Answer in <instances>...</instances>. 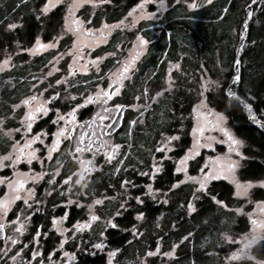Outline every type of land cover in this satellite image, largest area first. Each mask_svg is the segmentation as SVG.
<instances>
[{"label":"trees","instance_id":"trees-1","mask_svg":"<svg viewBox=\"0 0 264 264\" xmlns=\"http://www.w3.org/2000/svg\"><path fill=\"white\" fill-rule=\"evenodd\" d=\"M139 1L112 0L110 4L104 5L102 11L94 13V25L99 26L103 19L107 22L120 20ZM251 1L214 0L198 10H189L184 5L179 7L177 4L178 6L173 7L165 16L163 26L156 27L161 29L162 34H156L149 27L143 32L144 27L149 25H146L147 22L140 23L137 29L152 40L150 46L162 41L159 51L162 53L167 50L169 58L159 63L160 53L156 52L154 59L145 53L147 56L144 66L148 72L140 76L139 86H147L151 90L164 88L168 76L167 65L177 60H181L182 64L180 71L173 72V91L166 92L151 106L146 113V124L129 136L132 151L125 160L126 165L134 164L138 157L148 163V153L161 137V133H173L179 125L180 115L191 111L196 101L191 78L196 69H205L212 76L222 75L231 80L241 39L240 32L244 29L247 17L246 7ZM262 1L261 6L254 7V17L248 24L246 40L240 51L241 75L233 90L252 106L255 116L264 121V0ZM44 2L45 0H0V52L5 49L14 52L17 48L28 47L40 33L45 40L53 37L62 22L64 8L59 6L47 17L37 19L39 7ZM175 9L177 11L174 13ZM88 17V13H85V18ZM18 21L21 24L16 29L7 28L9 23ZM167 31L170 32L168 36ZM135 34H130L129 39ZM122 40L118 32L104 49L114 50L115 45ZM24 41L26 46L20 44ZM50 54L33 58L25 52L16 55V60L21 65L9 75V80L13 81L12 85H4L0 93V116L11 114V104L20 101L27 93L30 86L28 79L44 69ZM209 101L227 115L235 133L244 141L243 165L238 170L240 180H264L263 129L249 119L240 102L229 99L225 89L220 95L210 94ZM189 142L190 137L185 134L175 154H182ZM199 164L197 163L191 172H196ZM114 171L105 178L109 193L114 190L108 186L109 183L119 189L123 178L119 172L114 174ZM179 180L180 174L174 172V163L166 161L164 169L153 180L147 176H138L136 182H152L156 189L167 190ZM208 189L209 194L201 195L192 213H189L187 208L193 193L191 183L178 186L174 193L172 192L169 204H157L144 198V204L137 206V210L143 212L144 217L139 223L142 232L136 237L132 234V228L137 223L135 211L130 208L123 212L122 216L116 218L117 227H109L107 230L110 246L119 249L115 264H226L221 257L228 249L219 248L218 245L221 242V232L232 228V233L246 232L249 227L248 219L245 215L235 216L232 210L220 207L210 199L211 195H215L217 200L223 201L224 206L230 209L241 206L243 199L234 195L235 189L231 182L224 178L213 180ZM142 190L141 187L133 189L139 195L143 193ZM252 198L264 200V188H255ZM160 238L163 244L161 251L165 253L175 244V254L171 257L159 254L145 256L146 252L156 248ZM215 251H218L219 255H214ZM250 252L255 259L264 260V240L260 239L253 244ZM104 256L102 254L90 257L88 261L100 264L107 260ZM242 264L257 263L248 260Z\"/></svg>","mask_w":264,"mask_h":264},{"label":"snow or ice","instance_id":"snow-or-ice-1","mask_svg":"<svg viewBox=\"0 0 264 264\" xmlns=\"http://www.w3.org/2000/svg\"><path fill=\"white\" fill-rule=\"evenodd\" d=\"M110 0H71V3L67 6V11L65 13L64 17V26H63V32L64 33H72L76 39L73 40L72 49L69 50L68 54L72 55L73 57V63L69 64V70L68 75L72 76L75 75L76 71H84L87 72L89 66L96 67V71L99 72V61L102 59L101 57H97L93 60H84L83 64H80V61L84 59V47L87 43L90 42H98L102 43L104 42V38L107 33L111 31L112 28L119 27L120 25L124 24V21L121 20L119 24L117 25H107L103 24L101 26V29L94 31L91 28H85L84 24L86 21L81 20L77 15L76 11L83 7L84 4H90L92 7H97L101 4L109 3ZM150 0H140V3L136 5L135 8L130 10L128 12V16L133 17L131 23L132 25H135L136 22L139 19H150L154 14L148 13L144 11L145 5L149 3ZM207 2H211V0H207ZM63 3V0H46V2L43 4V6L40 8L41 15H47L48 12L55 8L57 5ZM159 3L161 6L164 5V0H159ZM187 8L194 9L197 8L199 5L196 3V0H191V2H187ZM252 3L255 4L256 0H252ZM139 9L140 15L135 16L134 13ZM248 17L251 18L252 12L249 11L247 13ZM39 19V17H37ZM248 20L246 19L244 21V25L247 26ZM18 25L16 23H9L7 25V28L9 30L16 29ZM96 32H99V35H96ZM244 33H240L241 40L243 41ZM62 37H54L53 41H50L49 43L45 44L42 43L40 38L37 37L35 40V44L31 49H27V51L30 54H35L39 51H42L44 49L48 48H55L56 43L61 39ZM148 42L140 35H137L136 37V43H133L132 50H130L129 56L123 60L118 61L119 67L116 68L114 72H111L108 76V85L107 88H101L100 85H96V91L94 93H91L87 95L84 98V103L79 104L77 103L74 107H72L68 112L62 113L59 109H56L55 116L56 118L51 121L53 125L57 126V131L54 133H51V143L45 144V138L49 137V132L45 130H41L40 132L33 133V124L39 119V116L41 114L48 115V113L51 111V108L48 106L50 101L55 99L59 93H54L52 96L48 97L47 99L43 98V93L39 94H32L26 98H24L20 104L13 105V111H15L16 108H19L21 104L25 107L26 111L24 112V116L20 120L21 127L15 128V129H8L4 132V135L8 137L9 140H12V144L10 147V150L4 154L0 155V169H6V168H12L14 171L12 173V178L0 176V185H6L7 191L4 192L3 196H0V221L3 220V218L7 217L9 211L11 210V207L13 204L16 203V201H19L23 199L24 205L31 209L33 205L29 203V198L33 195V189L31 188H25L26 183L31 180L33 183L36 181L43 179L45 176V173L43 171L39 173H32L31 167H29L27 172H22L16 170V166L20 164L21 162H24L28 164L29 166L32 164L34 160L39 161L43 167V164L45 161H50L53 159L52 153L56 152L63 143L64 140H73L75 138V146L71 147L67 155L72 158L74 162L78 164V169L76 172H74L72 175L77 176V179L75 180V184L81 186V192H83L84 188L87 186L86 183H83L85 180V177L87 175H90L91 172H93L96 169L95 166V157L98 154V152L103 149L104 150V156L105 161L107 163H111V161L116 157L118 150L121 148L120 144H111L109 146L108 142L104 139V137L107 135V129L103 126V122L108 119L112 120H118L119 118L116 116H111V112H117L120 113L124 109V105L122 104H114L111 107H102L100 113H94L93 116L88 120L84 122H78L76 119V113L77 110L84 107L88 104H94L99 102L101 105H107L108 101L112 100L114 96H117L120 94V90L122 87H124V81L131 79V72L134 71V65L135 61L139 59L140 55L143 52L144 46ZM108 55L115 56L116 53H109ZM11 57L6 58L2 63H0V71H3L4 68L9 66V61ZM58 59H62V55H60L58 58L54 57L53 61H50L49 63L53 65V69L55 71H59V69L55 68V63H58ZM239 60L235 61L236 65V71L239 72ZM78 65V66H77ZM175 67H179V65H174ZM173 67V65H170V69ZM48 75H52V72L50 71ZM100 79H103L104 77H99ZM233 79H239V76L233 77ZM62 82H67L66 78H61L55 81L57 85H60ZM216 81H211L208 79H205L203 76L201 77V84L200 88L201 91L199 92V96L201 99L199 100V103L197 105H194L192 107V113L193 119L196 121L191 129V133L194 137L193 141V147L188 149V151L176 162V167L174 169L175 173H185L186 179L192 181L197 187L193 191V199H199L196 195L197 192L204 193L205 195L209 194L208 185L211 181L217 180L221 178V175L223 174L224 178L227 179L229 176H231L234 173L235 167L237 162L231 159L230 155H224V156H216L210 158L212 161L211 166L208 164H205L203 168L200 169V175L199 176H188L187 175V167H188V161L192 159L195 155L198 154V149L202 147L212 148L213 144L212 141L215 140V137H206L204 138V133L208 130H218L219 132L223 133V136L225 138L224 141L228 144V153H235V155L241 157L243 159L244 157L239 151V147L242 144V141L236 139L231 132L223 127V122L225 120V117L222 113L219 112H213L211 109H208L207 104L205 103L204 99V93L209 90L210 86L216 85ZM33 88L36 87V85L32 86ZM51 87V85H50ZM172 87L171 83L169 84V89ZM147 93V89H145V94ZM161 93L157 92L156 96H160ZM226 95L229 97L230 100L234 99L237 101H240V97L236 95L235 92H232L230 89L226 93ZM72 100H75L76 97H71ZM135 99L139 100L140 96L135 97ZM155 99V97H153ZM243 103L244 108L249 113V119L254 120L256 123L261 124L264 126V121H260L256 119L255 114L252 111V106L248 103H245L243 101H240ZM129 107L136 108V105H130ZM141 116H143V113H140ZM211 116L213 119L209 120L208 117ZM130 128L131 126H134L137 121L136 120H130L129 122ZM140 123H143L141 120ZM0 124H3V121L0 120ZM114 125H110L108 127H113ZM79 128L80 132L76 134V129ZM97 128H99V132H97ZM20 139H13L14 134H21ZM161 141L159 142V146L156 148V152H170L172 151V142L179 139L178 136L170 135L165 136L163 133H161ZM201 138H204V142L201 143ZM43 145L47 152L46 155L38 157L37 152L39 151L38 148L33 147V145ZM110 147V150L108 148ZM85 152L90 153V157L88 159H82L83 154ZM124 155H127L125 153ZM57 164H60V161L56 160ZM120 164L123 163V160L119 162ZM162 164L157 163L155 158H153V163L151 165V176L150 179H154L155 176L161 171ZM206 169V170H205ZM60 169L57 168L54 170L53 173H51L52 178L48 180L49 184H52L53 181L56 179V176L59 175ZM120 168L119 165L117 166L115 172H119ZM115 174V173H114ZM142 176H147L149 173L141 172L139 173ZM72 180V176L66 177L61 183L70 184V181ZM184 181H177L176 183H173L171 185L172 189H175L179 186V184L183 183ZM233 182L236 186V195L237 196H246L248 193V190L253 186L251 181L245 182L243 184L239 182H235L233 179ZM261 187H264V180L258 182ZM126 185H131L132 187H135V185L130 180H122L121 181V188L126 189ZM148 192V195L153 194V186L151 183L146 185ZM171 190V189H170ZM155 191H159L158 189ZM22 193H27L26 197L22 196ZM155 199V196H153ZM210 199L221 205L224 206V202L221 200H217L215 195H211ZM137 204H144V200L141 199L140 196L135 197ZM38 204L39 201H36ZM68 204H72L73 202L71 200L67 201ZM103 201L101 199H93L92 203L87 205V208L89 209L90 215L87 222L81 223L77 221V223L73 226L76 231H82L85 228L90 227V222L92 221H98L100 219L99 216L92 214V209L94 205H100ZM163 203H167V200H164ZM257 209L262 214V217H264V201H257ZM77 207L80 205L77 204ZM125 205L121 203L120 208L124 209ZM188 212L192 213L195 211L193 207L192 200L188 201L187 204ZM255 211V210H254ZM237 212H239V209H237ZM122 212L119 210L117 211L116 215H121ZM144 217L143 212H138L136 215V220H141ZM31 214L28 216L23 217L21 219L20 215H16V219L12 221H8L7 223L15 225L13 231L20 236H22L26 230L25 221L30 220ZM67 218V213H65V216L63 217H56L53 216L51 218V225L52 228L56 231L60 232L61 235L63 234V231H67V229L61 230V223L63 220ZM250 224L252 225L251 232L252 236L251 239H245L243 241V248H241L238 252H233L229 257V261H236L239 260L243 255L246 254V250L251 247L253 243L256 242V240L262 239L264 240V218H253L251 215L249 216ZM106 224L109 225L112 228H116L117 225L113 223L111 219L106 221ZM5 227L6 224L4 222H0V238H3L5 240V244L10 241L11 245L15 246L21 243V241L16 237H8L5 236ZM41 227L38 226L35 229L34 235L32 236L31 244L39 245V238L42 235H46V233L41 232ZM260 232V235H257V232ZM101 237L104 236V233H100ZM133 235H138V233L135 232V226H133ZM65 241L62 239L60 241V247L62 248ZM93 248L96 249H103L105 247L103 242L96 243L92 245ZM30 248V244H22L21 250L17 251L15 255L9 256L8 258L13 261V264H15V261L17 257L21 255V252L24 249ZM176 248V245L174 244L172 246V251L162 253L164 256H172L173 252ZM10 249H0V260H3L4 257L8 256V252ZM119 251V249L109 251L108 252V264H112V258L115 257L116 252ZM160 252L159 242H157L156 245V251H148L145 253V256L151 257L155 256ZM41 253L37 251L35 248L31 250V260L27 261L26 264H32V261L36 260L38 256H40ZM65 256H68L69 259L72 258L69 253H64ZM49 261L51 262L52 259V253H49ZM38 264H44L43 260L39 261ZM260 264H264V262H260Z\"/></svg>","mask_w":264,"mask_h":264},{"label":"rangeland","instance_id":"rangeland-1","mask_svg":"<svg viewBox=\"0 0 264 264\" xmlns=\"http://www.w3.org/2000/svg\"><path fill=\"white\" fill-rule=\"evenodd\" d=\"M214 0H211V2H207V0H196V3L199 5L197 8L194 9H189V10H198L200 8H202L203 6H207L209 4H211ZM262 0H260L258 2V5L261 6ZM46 2V0H45ZM44 2V3H45ZM112 2V0H110L109 3H105V4H101L97 7H92V5L90 4H84L83 7L79 8L76 11V15L81 19L86 21L84 24V27L87 28H91L94 31L101 29V26L103 24H107V25H117L119 24V22L121 20L124 21L123 25H120L119 27H115L112 28L111 31L109 33L106 34L105 38H104V42L102 43H98V42H90L87 43L86 46L84 47L83 51H84V59L80 61V64L84 63V60H93L96 59L97 57H101L102 59L99 61V68L100 71L97 72L96 71V67L94 66H89L88 71L84 72V71H76L75 75L69 76L68 75V70H69V64L73 63V57L72 55L68 54L69 50L72 49V44H73V40L76 39V37L68 32V33H64L63 32V26H64V17H65V13L67 11V6L69 3H71V0H63V3L57 5L55 8L51 9L47 15H41L40 13V8L43 6V4H41V6L39 7V14H37V17L41 18V17H47L51 11H53L54 9H56L59 6H62L64 8V14H63V19L61 24L59 25L58 30L56 31V33L53 35L52 38H50L49 40H45L44 36L40 33L37 37L40 38L42 43H49L50 41H53L54 37H62L61 39H59V41L56 43V47L55 48H48V49H44L42 51H39L35 54H30L27 49H31L33 46H28V47H23V48H17L14 52H11L9 50H3V52H0V63H2L6 58L11 57L10 61H9V66L4 68L3 71H0V83L2 84L0 86V93H2V89L4 85H9L11 86L13 81L9 80V75L11 74L12 71H15V69L17 67H19L18 65L20 64L17 60H16V55L18 53H22L25 52L26 54H28V56L30 58L36 57V56H40V55H47L49 53H51L46 66L44 67V69L41 70V72L39 74H33V76H31L27 82L30 83L29 89L27 91V93L20 99V101H18L17 103H12V112L9 116L4 115V116H0V120L3 121V124H0V134L4 135V132L7 131L8 129H15V128H19L21 127L20 125V120L21 118L24 116V112L26 111L25 107L21 104V106L19 108H16L15 111H13V105L16 104H20V102L32 95V94H39V93H43V98L47 99L48 97H50L49 95V89L51 88L50 85L52 86V84L54 83V85H56V88L61 89V98H60V104H68L69 108L67 109L66 112H68L72 107H74L77 103L80 104V102L82 100H84V98L91 94L94 93L96 91V85H100L101 88H107L108 85V76L111 72H114L116 70L117 67H119L120 65L118 64V61H123L125 60L129 54H130V50H132V46L133 43H136V37L137 35L142 36L148 43L144 46L143 48V52L140 55V57H142V55H144L145 53L151 55L152 59H154L156 52L160 53L159 54V63L163 60H168L169 55L166 53V51H163L162 53L159 51V47L162 41H159V43L153 44L152 46V40L149 39V37H147L145 35V33L143 34V32L146 30V27H149L150 29H153L152 31H154L156 34H160L161 29L156 27H162L164 20L166 19L165 16H167L168 12L171 11V9L173 7L178 6L177 4H179V7H181L182 5H184L187 8V3L186 0H164V5L161 6L159 3V0H150L149 3H147L145 5L144 11L148 12V13H153L154 15L150 18V19H139L135 25H132L131 21L133 19V17L128 16V12L130 10H132L133 8L136 7V5L138 3H140V1L135 4L134 6H132L127 13L125 14V16L123 18H121L120 20H117L115 22H107L105 19L102 20L101 24L99 26L94 25V20H93V15L95 12L97 11H102L104 9V5L106 4H110ZM187 2H191V0H187ZM263 2V1H262ZM178 7V8H179ZM82 10H84L82 12ZM177 11V9L174 10V13ZM85 13H88L89 17L85 18ZM172 14V13H171ZM255 14V8L252 10V16L251 18L254 17ZM135 16H139L140 15V11L139 9H137V11L134 13ZM170 15V14H169ZM168 15V16H169ZM247 19V17H246ZM245 19V20H246ZM251 20V19H250ZM163 21V23H162ZM142 22H147L146 25L149 26H145L143 29V32L141 33V31H139L137 28L139 27L140 23ZM11 23H16L17 25L21 24L19 21L18 22H11ZM245 28H248V24L247 26L244 25V29L241 31L244 33ZM120 32V36L123 39L122 41L118 42L115 45L114 50H105L104 47L109 44L112 40V37L116 34ZM133 32H135L136 34L133 36V38L130 40L129 37L131 36L130 34H132ZM240 32V33H241ZM167 36L170 33L169 31L166 32ZM162 34V32H161ZM96 35H99V32H96ZM36 37V38H37ZM168 39L170 40V38L168 37ZM163 40V39H162ZM168 40V41H169ZM171 41V40H170ZM20 46V45H19ZM102 50V52H100ZM242 50V49H241ZM150 51V52H149ZM115 52L116 55L112 56V55H108L109 53H113ZM60 55H62V59H58V63H55V68L59 69V71H55L53 69V65L50 64V61H53L54 57H59ZM139 57V59H140ZM137 61V60H136ZM135 61V65H134V71L131 72V79L129 80H125V81H131V80H135L137 77V74H135L137 72V65ZM66 64V71H63L62 66ZM179 65V67H175L174 65ZM181 60H177L175 62H170L169 65H167V70H168V76L166 78V83H165V87L164 88H159V89H154L151 90L149 89V87L144 86L141 87L139 86L134 92L130 93V99H129V106L130 105H136V108H132L129 107L130 112H133V118L136 117V121L137 123L134 125V128L136 130H139L141 126L146 124V113H148V110L151 108V106L158 102V100L163 97L165 95L166 92H171L174 89V85H175V79L172 77L173 72L174 71H180L181 70ZM21 65V64H20ZM105 65V66H104ZM170 65H173V67H171L170 69ZM78 66V65H77ZM11 70V71H10ZM52 72V75H48L49 72ZM38 77H37V76ZM83 75H90L91 77V82L89 83V85L84 84L83 83ZM104 77L103 79H100L99 77ZM204 77L205 79L211 80V81H216L217 84L214 86H210L209 90L206 91L204 93V99H205V103L207 104L208 109H211L213 112H219L222 113L225 117V120L223 122V127L227 128L231 134L238 140L242 141L241 146L239 147V151L242 154V156L244 157L243 153H242V149L244 146V141L243 139H241L234 131L233 127L230 125L229 120L227 115L222 112L219 111L216 107H214L210 101H209V95L213 94V95H220L221 92L223 91V89H225L226 93H227V88L230 82V79L227 80L225 79L224 76L222 75H216V76H212L207 70L205 69H196L195 71V75H193V77L191 78L192 80V87L194 88L193 92L194 94H196V101L193 103L194 105H197L199 103V100L201 99V97L199 96V92L201 91L200 88V84H201V77ZM66 78L67 82H62L60 85H57L55 83L56 80L61 79V78ZM53 81V82H51ZM124 81V82H125ZM228 81V82H227ZM43 83H48L49 86L48 87H41V85ZM171 83L172 87L169 89V84ZM228 83V85L226 84ZM36 85L35 88H33L32 86ZM62 86V87H61ZM235 86V83L233 85V87ZM232 87V91L233 90ZM53 89L51 91H55L56 90ZM145 89H147V93L145 94ZM121 92V91H120ZM160 92L161 95L160 96H156V93ZM75 96L76 99L72 100L71 97ZM140 96V99L137 100L135 99V97ZM153 97H155V99H153ZM80 101V102H79ZM112 105H114V101L110 100L108 101L107 105H101L99 102L92 104V110H91V114H90V118L93 116L94 113H100L103 114L101 112L102 107H111ZM192 106V107H193ZM60 110V109H59ZM62 112V111H61ZM143 113V116L140 115V113ZM63 113V112H62ZM49 115V113H48ZM46 115V116H48ZM193 113H192V108L191 111L187 114H181L180 115V122L179 125L176 127V130L173 133H164L165 136H170V135H175L178 136L179 139L176 141L172 142V151L170 152H165V153H161V152H156V148L159 146V142L161 141L162 137L159 138V140L157 141V143L154 145V147L149 151L148 153V163H144L143 158H137L134 162V164L131 165H126L125 164V160L129 157V155L131 154L132 151V146L130 145L127 148V151L125 153H127V155H123L122 153L119 154L111 161V163H107L109 165H111L112 163H114L115 168L119 165L120 167V171L118 172H114V173H118L121 174V176L123 177L122 180H130L135 187H132L131 185H126V189L125 188H120L116 189V193L115 194H106L105 196H99L96 198H92L91 199V203L93 201V199H101L103 201V203L101 205H104V203H107V205L109 204V206L112 208L113 211H111L112 213H114L113 216H110V214H112L110 212L108 217H104V219L100 220V221H95V222H90V234L88 235V238H86V245H89V252L94 255V254H105L106 255V263L108 264V252L109 251H113L116 250L118 248L115 247H111L108 241L107 236L105 235V229L109 228L110 226L106 224V221L111 219L113 221V217L116 215L117 211L119 210L120 212H125L128 209H133L135 211V217L137 215L138 212H140L139 210H137V206L139 204L136 203L135 197L136 196H140L141 199L143 200L144 198H147L148 200L155 202V203H163L164 200H167L166 204H169V201L172 198V192L174 193L175 189H167V190H161L158 189L159 191H155L157 190L152 182H148V183H142L139 184L136 182V179L138 176H142L139 173L141 172H146L149 173V175H147V177L151 176V165L153 163V158H155L157 163L162 164V169L161 171L164 169L165 167V163L166 161H171L174 163V169L176 167V162L188 151V149L193 147V141H194V137L191 133V129L194 125V123L196 122L193 119ZM41 117H45V115L41 114ZM56 118V116L53 118V120ZM209 120L213 119V117L209 116L208 117ZM143 121V123H140V121ZM23 134V133H21ZM21 134H14L13 138L15 136L21 135ZM185 134L189 135L190 137V142L189 145L187 147L184 148V151L182 152V154L180 155H176L175 151H177V149H179V142L181 141V138H183L185 136ZM215 137V140L212 141V148H207V147H202L198 149V154L195 155L192 159H190L188 161V167H187V175L188 176H199L200 175V169L203 168L205 166V164H208L209 166H211L212 161L210 158L212 157H216V156H224V155H230L231 159L236 161V167L234 170V173L229 176L227 178V180L229 182H231L234 186V195L238 198H242L243 202L241 206H238L236 208H232L230 209L229 207H225V206H221L227 210H232L235 214V216H240V215H245L248 219V230L246 232L240 233V234H236V233H232L230 229L227 230H223L221 232V242H219V248L223 247L228 249L227 252L225 254L222 255V259L226 264H242L245 261L248 260H254L257 264H260V262H264V260H257L255 259L252 255H251V247L253 246V244L257 243V241H259L260 239L258 238L256 240L255 243H253L251 245L250 248H248L246 250V254L243 255L239 260L236 261H229L228 257L233 253V252H238L241 248H243V241L245 239H251L252 236V232H251V228L252 225L250 224V220H249V216L251 215L253 218H264L262 217V214L259 212V210L257 209V201H264V200H254L252 198V193L253 190L255 188L261 187L260 184L258 183L259 181L262 180H258V181H252L253 186L248 190V193L246 196H237L235 193L237 191L235 183L233 182V179L235 180V182H239L241 184L248 182V181H242L239 178L238 175V170L239 168L243 165V159H241V157L235 155V153H228V144L226 142H221L224 141L225 138L223 136V133L219 132L218 130L212 129V130H208L204 133V138L206 137ZM125 137H129L128 135H126ZM204 138H201V143L204 142ZM123 151V150H122ZM121 151V152H122ZM124 153V154H125ZM6 153H2L0 151V155H4ZM119 156V157H118ZM202 158V160H200V158ZM115 160V161H114ZM123 160V163L120 164L119 162ZM114 161V162H113ZM200 163L199 166L196 168L197 171L196 172H191L192 169H194V166ZM206 170V169H205ZM160 171V172H161ZM123 172V173H122ZM159 172V173H160ZM8 170L6 169H0V176H4L7 177ZM123 174V175H122ZM180 174V180L179 181H184L183 183L179 184L180 185H185V184H193V191L194 189L197 187V185H195L192 181L187 180L185 173L181 172V173H177ZM146 177V176H145ZM221 178H224L223 174L221 175ZM225 179V178H224ZM153 180V179H152ZM149 183L152 184L153 186V194L152 195H148V189L146 187V185H148ZM176 183V182H175ZM211 183V182H210ZM209 183V184H210ZM209 186V185H208ZM143 188V193L140 195L135 193V191H133V189H138V188ZM178 188V187H177ZM264 188V187H262ZM203 193L197 192L196 195L198 197H201ZM153 196H155V199L153 198ZM190 200H192L193 203V207L195 209L196 206V201L198 199H193V193L191 195ZM109 201V202H108ZM135 202V204H134ZM121 203H123L125 205L124 209L120 208ZM188 208V207H187ZM136 209V210H135ZM237 209H239V212H237ZM108 210V208H107ZM255 210V211H254ZM98 211V205H94L93 209H92V214L97 213ZM90 214V212H89ZM232 217V220L235 218ZM62 217V216H60ZM141 220H136L137 223L135 224V232L138 233V235L142 232L141 229L139 228V223L142 221ZM224 220V219H223ZM2 221H12V219H8V217L3 218ZM0 221V222H2ZM88 221V217L84 222ZM81 222V223H84ZM77 223V222H76ZM75 223V224H76ZM229 223V222H228ZM26 224V221H25ZM74 224V225H75ZM10 225V232L8 237H16L18 238L21 242H23V238L24 236H20L19 234L15 233L13 231L15 225L13 224H9ZM61 230L63 229H67V231H63V234L61 235L60 232L56 231L57 234H59L58 238L55 240V248L52 252V259L51 262L49 261V254H43L42 260L44 262V264H63L65 262V258H69L68 256H65L64 253H69V241L71 240L70 237H68L69 231L70 230H74V233L72 232V234L77 233L75 228L72 226L67 225V223L65 222V220L62 221L61 225ZM103 232L104 236L101 237L100 233ZM83 233V232H82ZM132 234H133V228H132ZM138 235H134V237L138 236ZM257 235H260V232L258 230ZM83 237V236H82ZM72 238H75L77 240H79L81 238V235L77 236L74 235L72 236ZM64 240L65 243L63 245V247H60V241ZM31 241L24 243V244H30ZM103 242L105 247L101 250V249H96L93 248L92 245L96 244V243H100ZM34 246H37L35 244H33ZM18 245H11L10 241L7 243V245L5 244V240L0 244V249H14L16 250ZM79 247H81V243H79ZM159 247H163V244L161 242V238L159 239ZM149 251H156V248L153 250H149ZM172 251V248L170 250H167L166 252ZM176 249L173 252V255L175 254ZM119 251L116 252V255ZM165 252V253H166ZM162 251L160 249V252L158 253L159 256H162ZM219 255L218 251L214 252V255ZM0 255H2V253H0ZM64 255V256H63ZM115 255V257H116ZM172 255V256H173ZM11 256L8 254V256L4 257L3 260H0V264H12L13 261L10 260L8 257ZM71 256V253H70ZM164 256V255H163ZM58 257V258H57ZM115 257L112 258V264H115ZM165 257H171V256H165ZM75 259V258H74ZM73 260V262H75ZM20 260L19 257H17L15 263H18V261ZM70 260V259H69Z\"/></svg>","mask_w":264,"mask_h":264},{"label":"flooded vegetation","instance_id":"flooded-vegetation-1","mask_svg":"<svg viewBox=\"0 0 264 264\" xmlns=\"http://www.w3.org/2000/svg\"><path fill=\"white\" fill-rule=\"evenodd\" d=\"M35 40L36 38L34 39V41L30 46H33L35 44ZM22 42L20 43L21 45L23 46L27 45L25 41L24 43ZM146 56L147 55L144 54L142 55V57H140V59L136 61L137 62L136 63L137 72L135 73L137 74L136 79L131 80L130 82L125 81L124 87H122L120 90L121 91L120 94L112 98L114 104H122L125 106L122 111L121 125L119 126L118 129L111 132L110 130H108L109 129L108 126L111 125L113 120L108 119L103 122V126L107 129V135L104 137V139L108 142L109 146L111 144L121 145V148L117 152V155L119 154V156L121 153L123 156L124 153L127 151V148L131 145V143H129V137H125V136L126 135L130 136L134 132L136 133L137 131L134 128V126H131L130 128V125L128 123L130 120L136 119V117L132 119L133 112L131 113L129 110L128 101L130 99V93L134 92L140 85L139 84L140 76H144L148 72L147 68L144 66ZM66 68H67L66 64H64L62 66L63 71H66ZM83 78H84L83 83L89 85V83L91 82L90 75H83ZM48 86H49L48 83H43L41 85V87H48ZM55 88L56 85H54L53 83L48 92L50 96H52L54 93H59V95L55 99L51 100L48 105L51 108L49 115L45 117L39 116V119L33 124V133L40 132L41 130H45L49 132L50 134L49 137L45 138L46 145L51 143V133L57 131V126L51 123V121L55 117L56 109H60V111L66 113L67 109L69 108L68 104H63V105L60 104L61 89L56 88L55 91H51ZM83 103L84 100L80 102V104ZM91 110H92V104L85 105L84 107L78 109L76 113L77 121L78 122L88 121L90 119ZM110 115L116 116L117 112H111ZM75 131L76 134H78L80 132V129L77 128ZM97 132H99V128H97ZM21 135L15 136L13 139H20ZM11 144H12V140H9L8 137H6L3 134H0V151L2 153H7L10 150ZM74 146H75V138H73V140L71 141L64 140L63 143H61V145L59 146L58 150L52 153L53 159L50 161L46 160L45 163L43 164V167L41 163L36 160H34L30 166L24 162H21L16 166V170L22 172H27L29 167H31L32 173H39L43 171L45 173V176L43 179H40L35 183L29 180L25 185L26 189L27 188L33 189V195L29 198V203H31L33 207L31 209L27 208L23 203V199H21L19 201H16V203L12 205L11 210L7 215L8 219L15 220L17 214L20 215L21 219L31 214L30 220L26 221L25 224L26 230L22 235L24 236V238L22 239L23 242L18 244L16 250L12 248L8 252V254L11 256L15 255L17 251L21 250L22 244L32 241V236L34 235L35 229L38 226H42L41 232L46 233V235H42L39 238L38 247L30 243V248L24 249L21 252V255L19 256L20 260L18 261V263L15 264H26L27 261L31 260V250L33 248L39 251L41 255L38 256L36 260L32 261V264H38V262L42 260L43 254H49L54 250L55 240L58 238L59 234H57L56 230L52 228L51 218L53 216L63 217L65 216V213H67V218L65 219V222L67 223V225L72 227L77 221L84 222L87 219V217L89 218L90 214L87 205L91 203L92 198L105 196L106 194L112 195L116 193L117 187L113 186L112 183H109L108 186L111 187V189L113 188L114 190L111 193H109L110 191L107 190V183L105 180L107 174H110L111 171L116 170L117 167L115 168L114 165L115 160L113 161L114 163H112L111 165L107 164V162L105 161L103 149H101L95 157L94 163L97 170H94L93 172H91L90 175H87L85 177L83 183H86L87 186L84 188L83 192H81V186L75 184V180L77 179V176L72 175L74 172L77 171L78 164L74 162L72 158L67 155L68 150ZM33 147L39 149V151L37 152L38 157L46 155L47 150L43 145L36 144L33 145ZM108 150H110V147L108 148ZM90 155H91L90 153L85 152L83 154V157L81 158L88 159ZM57 159L60 161V164L56 163ZM57 168L60 169L59 175L56 176V179L53 181L52 184H49L48 180L52 178L51 173H53L54 170ZM7 170H8L7 177L12 178V173L14 170L12 168H7ZM68 176H72V180L70 181V184L61 183V181H63ZM5 191H7L6 185H0V196H3ZM22 196L26 197L27 193H22ZM68 200H71L73 203L68 204L67 203ZM36 201H39V203L37 204ZM77 204H79L80 206L77 207L76 206ZM111 211L113 210L109 206V204L107 205V203H104V205L101 204L98 205V211L96 213V215L100 217L98 221L104 219V217H108ZM113 215L114 213L110 214V216ZM119 216H122V214L115 215L113 217V223L116 224V218ZM2 222L6 224L5 236H8L10 232V225L9 223H7V221H2ZM108 229L109 228L105 229L104 231L106 236ZM90 230L91 227H88L82 231H76L77 233L75 234H72V232L74 233L73 229L69 231L68 237H70L71 240L69 241L68 249H69V254L71 253L72 258L70 260L69 258H65V262L63 264H96L88 261L90 257H96L101 255V254L92 255L89 252L88 249L89 245L88 244L86 245L87 242L86 238H88V235L90 234ZM74 235L77 236L81 235V238L79 240L72 238V236ZM3 241L4 239L2 238L0 240V244ZM79 243H81V247H79ZM72 259H74L75 262H73ZM105 263L106 261L100 264H105Z\"/></svg>","mask_w":264,"mask_h":264},{"label":"water","instance_id":"water-1","mask_svg":"<svg viewBox=\"0 0 264 264\" xmlns=\"http://www.w3.org/2000/svg\"><path fill=\"white\" fill-rule=\"evenodd\" d=\"M259 1H260V0H256V3H255V4H253L252 1H251V2L248 4V6L246 7L247 13H248L249 11L252 12V10L254 9V7H255L256 5H258V2H259ZM250 19H251V18H249L248 15H247L248 24H249V22H250ZM246 36H247V28H245V30H244L243 41L240 39V41H239V43H238L237 54H236V57H235V61L239 60V62H240L239 65H238V67H239V72L236 71V65H235V61H234V75L232 76V78H231V80H230V83H229L228 88H227V92H228L229 89L232 91V87H233L234 83L238 80V79H233V77H235V76H239V78H240V75H241L240 51H241V49H242V47H243V45H244V43H245ZM232 92H234V91H232ZM236 95H237V94H236ZM237 96H238V95H237ZM240 101H243V102H245V103H248L246 100H244V99H242V98H240ZM240 101H238V102H240ZM240 103H241V102H240ZM241 104L243 105V103H241ZM244 109H245V108H244ZM245 112H246L247 115H249V113H248V111H247L246 109H245ZM116 117H118L119 119H118V120H113V122L111 123V125H114V126H113V127H109V129H108V130H110L111 132H113V131H115L116 129H118L119 126L121 125V121H122V112L117 113ZM256 119H257V120H260V121H263V120H261L260 118H258L257 116H256ZM252 121H253L256 125H258L260 128H262L263 131H264V126H262L261 124L256 123L254 120H252ZM1 239H2V238H0V240H1Z\"/></svg>","mask_w":264,"mask_h":264}]
</instances>
